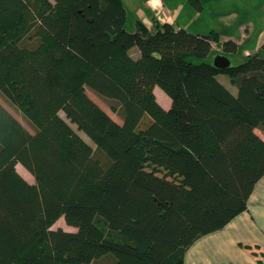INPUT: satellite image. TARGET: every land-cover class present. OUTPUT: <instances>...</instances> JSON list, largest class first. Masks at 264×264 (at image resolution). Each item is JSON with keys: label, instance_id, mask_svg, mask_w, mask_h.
<instances>
[{"label": "trees", "instance_id": "16d2710c", "mask_svg": "<svg viewBox=\"0 0 264 264\" xmlns=\"http://www.w3.org/2000/svg\"><path fill=\"white\" fill-rule=\"evenodd\" d=\"M126 21L122 0H0V94L30 127L0 102V264H184L247 208L264 175V41L221 69L213 44L240 45L218 31ZM61 217L75 230L52 228Z\"/></svg>", "mask_w": 264, "mask_h": 264}, {"label": "crops", "instance_id": "0c3cea01", "mask_svg": "<svg viewBox=\"0 0 264 264\" xmlns=\"http://www.w3.org/2000/svg\"><path fill=\"white\" fill-rule=\"evenodd\" d=\"M210 1L201 0L200 8H195L189 0H122L127 12L126 24L129 22L130 31L135 29V21L137 20L150 29L154 17L159 22H169L178 28L200 34L216 30L215 26L212 27L210 24H196L193 19L196 14L204 13V3ZM194 10L197 13H193ZM262 13L264 14V12ZM216 18V23L224 26L225 30L233 23L237 24L238 22V17L232 11L221 12L217 14ZM193 26L196 27L194 30ZM249 26L248 20L239 25L241 32L245 29L244 33L241 34V40L232 38V31L229 32V30L223 32L224 34L220 35V39L230 38L243 46L245 41L249 39ZM263 41L264 26L257 34L253 45L249 46L251 48L244 47L243 54L257 51ZM217 49L219 50L218 47ZM153 91L158 102L164 108H168L171 101L163 90L155 86ZM259 135L264 138V134ZM16 168L30 182L23 171L29 172L20 163L16 164ZM183 262L184 264L264 263V175L255 183L247 200V208L235 215L223 227L204 234L193 241L184 252Z\"/></svg>", "mask_w": 264, "mask_h": 264}, {"label": "rangeland", "instance_id": "374dc122", "mask_svg": "<svg viewBox=\"0 0 264 264\" xmlns=\"http://www.w3.org/2000/svg\"><path fill=\"white\" fill-rule=\"evenodd\" d=\"M264 0H211L209 3L205 2V10L203 14H196V16L193 18L194 22H196V24H210L212 27L215 26L214 28L220 33V35L224 34L223 32H229L232 31V38L234 39H240L241 40V34L244 33V31L241 32L239 25L242 24L243 21H247L250 24L249 26V39L247 41H245L243 46H240L239 50L237 53L229 55L231 64H236L240 61H242L245 58V55L243 54L244 51V47H249L252 46L255 38L257 37V34L259 33V31L263 28V24H264V14L262 12H264V6H263ZM195 11V10H194ZM228 11H232L233 14L238 17V22L233 23L231 26H229V28L217 24L216 23V17L217 14L221 13V12H228ZM192 13V12H191ZM193 13H197L196 11ZM241 20V21H239ZM245 23V22H244ZM126 28L129 30L130 28V24L129 22H127L126 24ZM193 30L194 28H196L195 26L192 27ZM251 48V47H249ZM136 49V47H135ZM221 54L223 53L222 50H218L217 46H215V44H213V49L209 55L208 59H213L215 55L217 54ZM217 78L224 82L227 87L233 92L236 93V86H234L233 84H231L228 76L224 73H219L217 75ZM86 92L87 94L93 99V101H95L100 107H102L105 111H107L109 113V115L111 117H113L116 121L121 122V118L119 117V115L115 112H113L110 108V100L101 97L100 95L96 94L92 89L86 87ZM0 102L7 107L13 114H15V117L21 121V123L30 130L29 125L26 123V121L23 119V117L21 116V114L0 94ZM60 115L62 117H65L63 111L59 112ZM67 120V119H66ZM148 117L145 116L143 117V119L141 120V122L143 121H147ZM68 121V120H67ZM71 126L88 142L90 143L93 147L94 144L91 142V140L87 137V135H85L82 131H78L75 127L74 124H71ZM257 133L259 134H264L260 129H256ZM23 173L25 174V176L27 178H29L30 182H34V179L32 177V175H30L29 173H27L26 171H23ZM57 227H61L65 230H75L74 227H71L69 225H67L64 221V219L61 217L59 218L52 226V228H57ZM90 264H98V261L92 262Z\"/></svg>", "mask_w": 264, "mask_h": 264}, {"label": "water", "instance_id": "95a60500", "mask_svg": "<svg viewBox=\"0 0 264 264\" xmlns=\"http://www.w3.org/2000/svg\"><path fill=\"white\" fill-rule=\"evenodd\" d=\"M230 62L231 61L229 57H227L224 54H217L213 58L214 66L221 68V69L228 67L230 65Z\"/></svg>", "mask_w": 264, "mask_h": 264}]
</instances>
